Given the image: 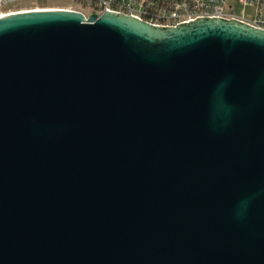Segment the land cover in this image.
<instances>
[{"label": "water", "instance_id": "water-1", "mask_svg": "<svg viewBox=\"0 0 264 264\" xmlns=\"http://www.w3.org/2000/svg\"><path fill=\"white\" fill-rule=\"evenodd\" d=\"M0 264H264V30L0 17Z\"/></svg>", "mask_w": 264, "mask_h": 264}, {"label": "built area", "instance_id": "built-area-1", "mask_svg": "<svg viewBox=\"0 0 264 264\" xmlns=\"http://www.w3.org/2000/svg\"><path fill=\"white\" fill-rule=\"evenodd\" d=\"M35 1L40 0H0V17L30 10L77 11L85 17L111 11L158 27H175L198 17H214L264 30V0H72V4L64 7L17 8ZM4 9L10 11L2 12Z\"/></svg>", "mask_w": 264, "mask_h": 264}, {"label": "rangeland", "instance_id": "rangeland-1", "mask_svg": "<svg viewBox=\"0 0 264 264\" xmlns=\"http://www.w3.org/2000/svg\"><path fill=\"white\" fill-rule=\"evenodd\" d=\"M72 3H73L72 0H40V1H35V2L28 3V4H24V5H20L17 8L33 9V8H43V7H64ZM8 11L10 10L4 9L2 12H8Z\"/></svg>", "mask_w": 264, "mask_h": 264}]
</instances>
